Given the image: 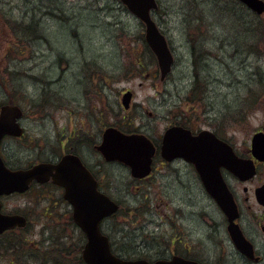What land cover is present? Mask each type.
Returning a JSON list of instances; mask_svg holds the SVG:
<instances>
[{
	"label": "rangeland",
	"instance_id": "rangeland-1",
	"mask_svg": "<svg viewBox=\"0 0 264 264\" xmlns=\"http://www.w3.org/2000/svg\"><path fill=\"white\" fill-rule=\"evenodd\" d=\"M157 1L153 19L175 56L163 82L144 24L120 1L0 0V109L20 107L25 132L1 145L10 168L49 163L78 128L89 165L102 161L93 146L109 127L159 145L176 121L198 131L211 126L239 152L264 130V14L255 17L234 0ZM126 91L134 95L129 110L121 103ZM103 164L106 193L121 206L103 225L118 256L164 259L165 215H187L192 202L200 232L205 228L211 203L201 184L195 195L185 189L189 175L181 183L177 170H163L158 160L152 177L138 182L126 167ZM63 196L35 183L1 198L3 212L25 214L29 227L0 238V264H82L86 236L71 223Z\"/></svg>",
	"mask_w": 264,
	"mask_h": 264
},
{
	"label": "water",
	"instance_id": "water-1",
	"mask_svg": "<svg viewBox=\"0 0 264 264\" xmlns=\"http://www.w3.org/2000/svg\"><path fill=\"white\" fill-rule=\"evenodd\" d=\"M146 27L145 39L158 60L161 80L172 71L174 57L166 37L152 19V11L158 9L156 0H120ZM258 14L264 13V1L240 0ZM132 92L124 95L122 103L130 108ZM22 109L5 105L0 110V146L5 136L21 137L19 124ZM253 154L264 161V133L253 137ZM107 162H119L131 169L134 178L150 175L151 164L156 153L152 141L143 134H125L116 128H108L103 142L96 148ZM162 156L168 161L184 158L194 164L208 194L214 197L232 222L231 231L237 240L233 224L238 209L232 194L223 182L220 168L226 167L239 179L252 177L256 170L253 161L240 159L233 148L219 140L215 134L202 131L193 136L191 131L173 127L165 135ZM50 180L65 190L64 198L73 207V219L87 237L82 257L86 264H197L174 258L171 261L124 260L112 253L109 238L102 234L100 225L120 209L119 204L99 192L98 183L82 162L74 156H66L57 164L44 163L26 170L9 169L0 155V197L13 193H25L36 181L44 184ZM0 203V234L15 227H25L26 219L19 215H4Z\"/></svg>",
	"mask_w": 264,
	"mask_h": 264
},
{
	"label": "flooded vegetation",
	"instance_id": "flooded-vegetation-1",
	"mask_svg": "<svg viewBox=\"0 0 264 264\" xmlns=\"http://www.w3.org/2000/svg\"><path fill=\"white\" fill-rule=\"evenodd\" d=\"M233 5H236V7L240 10L244 8L255 17L262 16L249 10L248 7L239 0H234ZM219 7H221V10H225L223 12H226L229 9L226 6H218V8ZM174 126L189 129L194 135L201 132L195 130L194 127L188 125L187 123L180 121H176L168 126L160 140L159 145L154 143L157 147V154L153 161L152 174L146 179L134 180L144 182L150 179L153 173L157 171V161L159 160L160 166L163 170H177V178L181 183L183 182L181 179L184 176L187 177L189 175L188 182L183 184L186 187V190L191 189L193 193L195 188L198 189L201 184L205 191L200 176L194 165L180 158L173 161H167L160 155V149L163 145L165 134L171 127ZM208 130L211 131V126ZM82 132L83 130H81V128L71 131V133L65 138V142L61 143V153H59L54 159L47 160V162L51 164H58L65 156L70 155L77 157L97 180L98 189L106 193L103 185L102 173L100 172L101 169H99L104 165V160L100 153H98L95 149L98 144L94 145L93 149L97 156H100L102 161L99 165L97 162L94 165H89L85 156L89 145ZM259 132H264V130ZM217 136L221 140L232 145L228 140L224 139L219 134H217ZM233 148L239 158L246 161H253L256 169V172L252 177L242 180L233 175L225 167H221L220 169L222 179L231 192L238 207V216L234 220V224L238 226V230H236L235 233L238 239L236 240L232 235L230 228L232 222L229 217L220 207L217 200L206 193L211 203V217H209L208 221L204 222L206 226L202 232H200V227L198 225L200 212L194 202H192L189 206L186 205V210L188 211L187 215L185 212H182V209L177 210L174 217L165 215V223L169 225L170 229L166 228L163 231L162 246L165 250L164 260H171L178 257L187 261H194L199 264H264V161H261L254 156L252 150V140L250 141V145L246 146L242 152H239L234 146ZM47 185L50 187L55 186L52 181ZM55 187L62 191L64 195V189L58 186ZM193 195L195 194L193 193ZM63 205L69 207L68 215L72 223V207L66 203ZM12 214L26 217L28 219V225L25 228H15L6 233L22 234L23 231L27 230L29 227V218L22 213ZM66 216L67 214L64 215V217ZM106 221L102 223L101 229L103 233L105 232L103 230V225ZM108 237L110 238V236ZM141 244H143V242ZM64 258L66 257H63L62 259ZM138 259L145 260L146 258L140 257Z\"/></svg>",
	"mask_w": 264,
	"mask_h": 264
},
{
	"label": "trees",
	"instance_id": "trees-1",
	"mask_svg": "<svg viewBox=\"0 0 264 264\" xmlns=\"http://www.w3.org/2000/svg\"><path fill=\"white\" fill-rule=\"evenodd\" d=\"M142 64H139L138 66L140 67V68H142V66H141ZM248 101V100H247ZM256 102H254V104H255ZM128 132H130V130H128ZM1 238H3V237H1ZM82 264L84 263V261L82 260V262H81ZM57 264H59V262H57ZM85 264V263H84Z\"/></svg>",
	"mask_w": 264,
	"mask_h": 264
}]
</instances>
